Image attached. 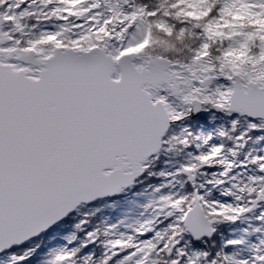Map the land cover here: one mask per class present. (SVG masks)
Here are the masks:
<instances>
[{
    "label": "snow or ice",
    "instance_id": "snow-or-ice-1",
    "mask_svg": "<svg viewBox=\"0 0 264 264\" xmlns=\"http://www.w3.org/2000/svg\"><path fill=\"white\" fill-rule=\"evenodd\" d=\"M0 264H264V0H0Z\"/></svg>",
    "mask_w": 264,
    "mask_h": 264
}]
</instances>
